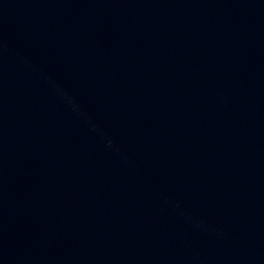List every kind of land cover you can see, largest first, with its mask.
I'll return each mask as SVG.
<instances>
[{"label":"clouds","instance_id":"1","mask_svg":"<svg viewBox=\"0 0 264 264\" xmlns=\"http://www.w3.org/2000/svg\"><path fill=\"white\" fill-rule=\"evenodd\" d=\"M109 146H111V142L109 141Z\"/></svg>","mask_w":264,"mask_h":264}]
</instances>
